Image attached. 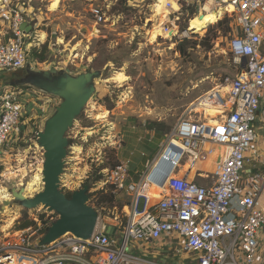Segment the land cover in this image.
<instances>
[{
    "label": "built area",
    "instance_id": "built-area-1",
    "mask_svg": "<svg viewBox=\"0 0 264 264\" xmlns=\"http://www.w3.org/2000/svg\"><path fill=\"white\" fill-rule=\"evenodd\" d=\"M104 1H88L92 38L101 36V27L109 20L111 4ZM165 7L168 18L159 25L168 37L160 36L172 44L193 31L187 26L180 32L182 19L189 23L208 9L222 13L220 19L232 17L236 34L229 47L238 63L236 74L200 97L168 135L166 148L175 144L181 153L162 184L151 181L148 174L135 180L127 162L107 169L105 184L115 195L129 197L123 220L115 217V223H101L99 218L86 239L68 232L44 244L27 236L0 250V264H19L23 257L32 259L33 264H175L176 259L178 264H264V207L260 202L264 172L245 173L248 154L258 140L255 122L264 95V0H168ZM31 8L19 0L0 3V18L8 28L6 38L0 36V74L24 68L32 49L41 46L34 35L37 13ZM25 22L32 26L29 33L22 29ZM153 22V18H145V25ZM174 38L178 39L173 42ZM201 99L220 106L212 118L216 124L199 110ZM29 110L19 87L0 80V164L17 176L27 168L30 151H12L9 162L2 157L9 140L19 131L25 133L32 118ZM208 159L214 162L213 173L199 174L210 178L208 185L178 174L180 167L187 165L192 170ZM22 182L20 178L18 184ZM155 187L161 188L157 199L151 196ZM45 214L35 218L36 233L42 238L44 228L59 217L47 208ZM107 226L115 227V233L106 235ZM165 248L175 250L174 255Z\"/></svg>",
    "mask_w": 264,
    "mask_h": 264
},
{
    "label": "rangeland",
    "instance_id": "rangeland-1",
    "mask_svg": "<svg viewBox=\"0 0 264 264\" xmlns=\"http://www.w3.org/2000/svg\"><path fill=\"white\" fill-rule=\"evenodd\" d=\"M49 1L19 0L21 5L32 7L37 13L34 35L39 37L41 46L32 51L38 49L41 52L47 45L45 60L34 58L31 52L27 65L16 72L17 76L1 77L6 83L13 79L18 83L31 79L32 83L14 85L27 100L32 118L26 124L25 133L19 131L9 140L2 157L9 162L12 151L26 148L30 151L27 168L17 176L5 169L2 162L0 164V188L6 192L4 198L0 194V250L8 243L20 242L30 235L35 242L43 239L39 232L36 233V225L31 230L29 227L19 229V225L25 216L35 221L45 214L46 207L28 208L11 192L14 188L27 186L22 189L30 199L44 188L41 164L45 156L38 142L39 133L63 101L61 95L35 84L47 78L45 72L54 78L95 74L87 85L88 90L94 85L95 91L67 132V157L61 187L70 194L88 184L89 204L99 211L101 223H115V217L124 219L128 210L124 206L129 197L116 194L114 205L105 204L97 208L96 196L92 193L104 189L109 191V186L105 184V177L97 182L89 180L96 175L105 176L107 169L112 168L108 163L113 153L118 159L122 156L130 158L131 173L135 180L139 179L144 171L140 162L148 154L143 153L157 145L156 141L149 142L151 135H170L200 97L217 88L225 77L233 76L238 69L229 47L236 34L232 17H228L231 20L230 31H226L227 23L217 25L215 22L201 31H188L187 36L181 39L174 38L173 42L178 41L172 44L160 33L156 38L152 37L154 28L165 19L154 7L158 0H108L107 3L111 4L107 11L109 20L101 27V36L92 38L89 35V0H63L57 10H52ZM138 5L144 6L140 8ZM146 17L154 19L149 26L145 25ZM187 26L188 19H182L180 32ZM206 38L210 39V48L204 45ZM52 68L57 70L56 75ZM119 71H123L128 80L115 81L113 77ZM105 111H108L105 121L98 119L97 115ZM214 167L213 160L208 159L191 174H196L195 179L201 184L208 185L210 178L199 174H212ZM20 178L24 182L19 185ZM31 184L34 186L29 189ZM165 250L174 255L175 250ZM175 264H178L177 259Z\"/></svg>",
    "mask_w": 264,
    "mask_h": 264
},
{
    "label": "water",
    "instance_id": "water-1",
    "mask_svg": "<svg viewBox=\"0 0 264 264\" xmlns=\"http://www.w3.org/2000/svg\"><path fill=\"white\" fill-rule=\"evenodd\" d=\"M22 29L29 33L32 26L25 22L22 24ZM51 70L54 75L57 74V70L53 68ZM44 74L47 75V78L41 83L35 84L63 97L56 112L47 120L43 131L39 133L38 142L44 149L45 156L44 188L30 199H27L23 189L14 188L11 194L24 201L28 208L44 205L47 209L58 213V219L50 225L42 243H50L68 232L86 239L93 234L100 218L99 211L89 204L90 186L86 184L68 197V194L61 188V176L67 157V132L95 91L94 85L89 90L87 89V85L95 74L84 73L78 76H59L57 78H54L49 72ZM27 83H32L31 79L23 80L18 85ZM180 153V147L170 144L148 174V178L154 183L162 184L174 168V161L178 160ZM115 231V227L107 226L105 234H114Z\"/></svg>",
    "mask_w": 264,
    "mask_h": 264
},
{
    "label": "crops",
    "instance_id": "crops-1",
    "mask_svg": "<svg viewBox=\"0 0 264 264\" xmlns=\"http://www.w3.org/2000/svg\"><path fill=\"white\" fill-rule=\"evenodd\" d=\"M51 2H52V0H51ZM60 2H61V0H59L58 6H59ZM58 6L55 9H57ZM163 17H166V16L163 15ZM199 17H201V16H199ZM196 18L191 19V21L189 22V26L192 25L193 20L196 19ZM156 29H158V33L164 34L162 32V30H161V26H156L154 28V30H156ZM7 30H8L7 23L0 18V36L3 37V38H6L5 35L7 33ZM193 30L195 32L196 31H201V30H195L194 28H193ZM202 30H203V28H202ZM158 33H157V35H158ZM157 35H156V37H157ZM262 56L264 57V48L262 50ZM16 72H18V70H16V71H8V72H5V73H2V74H0V80H2L1 77H3V78L5 77V79H9L10 77L17 76ZM19 83L15 82V80L13 79V81L11 80L10 84L18 85ZM213 107H214V109H216L215 106H213ZM204 108H205L206 114L211 116V117H214L218 113V110L216 109L217 113L215 115H212V114H210L207 111V108H206L205 105H204ZM37 116H39V115H37ZM255 126H256V129H257V133H258V140L255 143V145L253 146L252 150L248 154V160H247L246 168H245V173L246 174H250V173H253V172H264V95L261 97L260 107H259L258 112H257V120L255 122ZM119 135H122V134L119 133ZM153 141H156L157 145L154 146V147H151L152 149L149 150L148 152L143 153L144 155H146L147 153L148 154L146 155L145 160L140 162V164L144 166V171H143V173H141L142 175L149 174L150 171L153 169L154 164L161 157V155L163 154V152H164V150H165V148L167 146L168 136L166 135V137H164V136H161V135H159L157 133H153L151 135V137L149 138V142H153ZM119 159L121 160V162H127L129 164V166H130V163H131L130 158H124V156H122ZM178 174H180V175L188 174V176L190 178L192 177L193 179H195V177H196V174H190L189 171L188 172L184 171V167H180L178 169ZM151 196L155 197V199H157V197H158L157 194L154 193V192H151ZM2 198H4V197H2ZM260 200H261L260 201L261 205L264 207V191H263V193L261 195V199ZM26 264H33V260L32 259H27Z\"/></svg>",
    "mask_w": 264,
    "mask_h": 264
},
{
    "label": "bare ground",
    "instance_id": "bare-ground-1",
    "mask_svg": "<svg viewBox=\"0 0 264 264\" xmlns=\"http://www.w3.org/2000/svg\"><path fill=\"white\" fill-rule=\"evenodd\" d=\"M1 1L2 0H0V3H1ZM63 0H61V2H62ZM168 0H158L157 1V3L155 4V6L154 7H156V10L158 11V15H160V14H162V15H164V16H166V17H164L165 19L166 18H168V14H169V10L165 7V4H166V2H167ZM171 2H173V0H170ZM58 2H59V0H52V2L50 3V5H51V7H52V10H55V8L58 6ZM61 2H60V4H61ZM60 4H59V6H60ZM174 4V6H175V8H177L178 6H177V4L176 3H173ZM58 6V7H59ZM159 8H160V10H159ZM199 16H201V17H199ZM199 16H196V17H194V18H196V19H194L193 20V23H192V25H190L189 26V29L190 30H193V28L195 29V30H202V28L204 29V27H206L207 26V23L208 22H213V21H216V20H218V18L220 19L221 18V16H222V13H219V12H215V11H211V10H209L208 9V11L205 13H203V14H200ZM164 19V20H165ZM193 19V18H192ZM208 27V26H207ZM206 27V28H207ZM161 30H162V28H161ZM194 31V30H193ZM163 32V31H162ZM157 33H158V29H156V30H154L153 31V38H155L156 37V35H157ZM160 35H161V33H160ZM113 79L115 80V81H120V82H124V81H126V80H128V76L125 74V73H123V71H119V72H117L116 73V75L113 77ZM114 82V81H113ZM116 83V82H115ZM224 89V90H223ZM223 89H221V92L224 94L225 93V91H226V88H223ZM228 89V88H227ZM201 102H202V104L199 106V109H202V110H204L205 111V108H204V105L206 106V108H207V111L210 113V114H212V115H215L216 113H217V111H216V109L218 110V112H219V108H220V106H218V105H213L211 102H209L208 100H204V99H201L200 100ZM213 106H215L216 107V109H214V107ZM106 114H108V111H105V112H103L101 115H103V117H101V115L100 114H98L97 115V118L98 119H102L103 121H105V118H106ZM205 114H206V111H205ZM207 115V114H206ZM207 117L209 118V120H210V123H213V124H216L217 123V120H215V119H212L213 117H211V116H209V115H207ZM205 161H207V160H205ZM205 161H199L198 162V164L192 169V170H189V167L186 165V166H184V171H189L190 172V174L194 171V170H196L197 168H198V166L200 165V164H204V162ZM30 187H33V185L31 184V185H29V189H30ZM152 192H154V193H156L157 194V196L159 197L160 196V193H161V188H159V187H155L153 190H152ZM0 194H1V197H6V193H5V191L4 190H2V188H0ZM27 259H30V258H20L19 259V261H20V263L19 264H26V262H27Z\"/></svg>",
    "mask_w": 264,
    "mask_h": 264
},
{
    "label": "trees",
    "instance_id": "trees-1",
    "mask_svg": "<svg viewBox=\"0 0 264 264\" xmlns=\"http://www.w3.org/2000/svg\"><path fill=\"white\" fill-rule=\"evenodd\" d=\"M217 23V25H222L224 23H227V29L226 31H230L231 30V27L229 26V22H231L230 18H228V16H224L222 19H218L216 21H213V22H209L207 24L211 26V24L213 23ZM215 23V24H216ZM206 26V27H207ZM205 28V27H204ZM204 45L207 47V48H210V39L209 38H206L204 40ZM48 50V47L47 45L44 46L43 50L40 52L38 49H34L33 51H31L32 53V56L36 59H39L40 61H44L45 58H46V52ZM184 50V49H183ZM181 49V51H183ZM113 155V156H112ZM111 155V160L109 161V165L113 167H115L116 165H118L121 161L114 156V153ZM114 160V161H113ZM107 164V165H108ZM106 165H104L102 168H104ZM101 168V169H102ZM104 176L102 174L100 175H96V177H94V179L92 180H89V181H93V182H97L99 180H101V178H103ZM92 194H95V204H96V207H102L104 206L105 204H111V205H114L115 204V194L113 193L112 191V188L109 186V191H106L105 189L104 190H100V191H97L96 193H92ZM91 194V195H92ZM71 196V193L68 194V197ZM41 218L43 219L44 218V215L41 216ZM36 225V222L32 219H29L27 216H25L23 219H22V223L21 225H19V229H25V228H28V227H31V226H34ZM49 227H46L44 228L43 232L46 233L47 230H48Z\"/></svg>",
    "mask_w": 264,
    "mask_h": 264
}]
</instances>
